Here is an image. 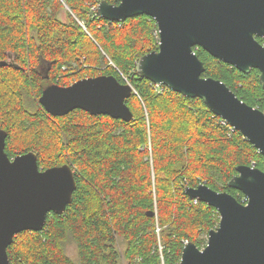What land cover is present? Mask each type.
Instances as JSON below:
<instances>
[{"label":"trees","instance_id":"obj_1","mask_svg":"<svg viewBox=\"0 0 264 264\" xmlns=\"http://www.w3.org/2000/svg\"><path fill=\"white\" fill-rule=\"evenodd\" d=\"M100 1L0 0V60L8 62L0 66L5 152L13 158L34 151L41 169L67 163L76 180L62 214L50 212L41 231L13 237L10 264H119L121 243L125 264H180L185 242L203 248L219 221L217 209L193 203L186 188L204 183L244 203L228 180L239 165L264 170L258 149L202 99L136 73L137 60L158 49L155 20L109 21L96 12ZM194 51L205 77L264 111L259 70L244 73L201 47ZM99 74L131 84L130 121L79 108L53 116L38 102L49 84Z\"/></svg>","mask_w":264,"mask_h":264},{"label":"water","instance_id":"obj_2","mask_svg":"<svg viewBox=\"0 0 264 264\" xmlns=\"http://www.w3.org/2000/svg\"><path fill=\"white\" fill-rule=\"evenodd\" d=\"M96 12L109 21L152 17L158 27V49L137 60L136 73L202 99L264 156V111L243 102L221 80L205 77V66L194 51L201 47L244 73L259 70L264 90V0H120L115 5L102 0ZM7 64L0 60V66ZM132 92L131 84L99 74L69 85L49 84L38 102L53 116L79 108L130 121L133 114L126 99ZM5 138L0 129V264H10L7 247L14 236L24 230L41 231L50 212L65 211L76 188L69 164L41 169L34 151L10 158ZM236 171L227 185L245 196L244 203L204 183L186 188L189 197L215 207L219 221L209 230L203 248L193 242L183 245L180 264H264V170L239 165ZM53 174L55 182L48 178Z\"/></svg>","mask_w":264,"mask_h":264},{"label":"rangeland","instance_id":"obj_3","mask_svg":"<svg viewBox=\"0 0 264 264\" xmlns=\"http://www.w3.org/2000/svg\"><path fill=\"white\" fill-rule=\"evenodd\" d=\"M123 248H124V246L121 243L120 244V259H119V264H125V261H124L123 255H122ZM67 253L71 257H75V255H76V249H75V247L73 245H69L67 247Z\"/></svg>","mask_w":264,"mask_h":264},{"label":"built area","instance_id":"obj_4","mask_svg":"<svg viewBox=\"0 0 264 264\" xmlns=\"http://www.w3.org/2000/svg\"><path fill=\"white\" fill-rule=\"evenodd\" d=\"M223 121H225V120H223ZM197 200H198L197 198L193 199V203H196ZM158 231H159V228L157 227V228H156V232L158 233ZM158 250H159V252H160L161 261H163V256H162V254H161L162 246H161L160 244H158Z\"/></svg>","mask_w":264,"mask_h":264},{"label":"snow or ice","instance_id":"obj_5","mask_svg":"<svg viewBox=\"0 0 264 264\" xmlns=\"http://www.w3.org/2000/svg\"><path fill=\"white\" fill-rule=\"evenodd\" d=\"M14 165H15V164H14ZM48 178H50L53 182L56 181V175H55V174H53L51 177H48Z\"/></svg>","mask_w":264,"mask_h":264}]
</instances>
